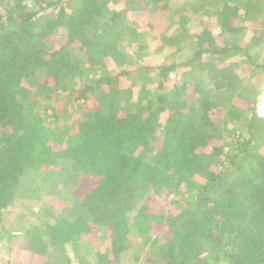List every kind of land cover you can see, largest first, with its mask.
Wrapping results in <instances>:
<instances>
[{
  "label": "trees",
  "instance_id": "obj_1",
  "mask_svg": "<svg viewBox=\"0 0 264 264\" xmlns=\"http://www.w3.org/2000/svg\"><path fill=\"white\" fill-rule=\"evenodd\" d=\"M261 79L264 0H0L11 264H264Z\"/></svg>",
  "mask_w": 264,
  "mask_h": 264
},
{
  "label": "rangeland",
  "instance_id": "obj_2",
  "mask_svg": "<svg viewBox=\"0 0 264 264\" xmlns=\"http://www.w3.org/2000/svg\"><path fill=\"white\" fill-rule=\"evenodd\" d=\"M196 23L197 22H194L193 24L189 25L191 27L190 32H193V31H195L197 29L198 26H197ZM213 32H214L215 35H218L220 33V29L218 27H216V28L213 29ZM247 37L249 38V33H248ZM169 54L170 53H168L167 55H169ZM187 54H189V51L184 52L179 57V59L184 60L185 56ZM162 57L163 56H161L160 58H162ZM172 77L175 78V75H172ZM256 87L258 88L259 91L262 89L260 94H258L259 95L258 99H261L262 93L264 91V79L258 80V83L256 84ZM234 127H235L234 124H229L228 125V130L232 131L234 129ZM41 184L42 183H39V185H41ZM55 193H56L55 188H52L51 193L50 194L48 193V195H45V197H42V199L39 200L38 203L36 201H33L30 204H28V206H23L22 205L21 207L22 208L23 207L32 208L31 211H33L35 213L40 209V206L44 205V204H46V205H56L57 207H60V201L61 200L58 197V195H56ZM72 193H74V191ZM72 193H71V195H72ZM70 197H72V196H70ZM45 202H48V203H45ZM18 221H19L18 223H15L12 218H11V220H9L7 218L5 220L3 226L5 227V229H11L12 231H14V230H18L21 226L33 223V221L29 219V216H26V218L20 216ZM14 223L16 224L15 226L13 225ZM1 233L2 232L0 231V264H7V261H9L10 264H11L13 262V259H14L13 258V253H12L11 250L17 247V245H14V241H15L17 236H14L15 238H8L6 235H3V234L1 235ZM17 238H19L18 240L20 241L21 237H17ZM18 240H16V241H18ZM93 244L94 243H92L91 240L88 239L87 243L85 242V246H82L81 248L79 247V245L76 246V248L79 249V251H80V252H76L77 253L76 257L79 258V259L82 258V259H80L81 260V264H96V260H97L96 253H98V250L100 248L99 247L96 248L94 246L95 244L94 245ZM102 249H104V248H102ZM16 250H17V248H16ZM94 250H95V253L93 252ZM51 251H49V253ZM90 251H92L93 253L92 252L90 253ZM57 254L59 255V253L55 252L54 255H55V258H57L58 261H54L53 263L54 264H61L62 263V256L60 258V256L58 257ZM71 254L73 255L74 258H76L74 252H71ZM51 256H53V255H51ZM83 258L85 259V261L83 260ZM38 263L47 264V258L45 256L39 257L38 258Z\"/></svg>",
  "mask_w": 264,
  "mask_h": 264
},
{
  "label": "built area",
  "instance_id": "obj_3",
  "mask_svg": "<svg viewBox=\"0 0 264 264\" xmlns=\"http://www.w3.org/2000/svg\"><path fill=\"white\" fill-rule=\"evenodd\" d=\"M257 112L259 117L264 119V91L262 93L261 99H259V102L257 104Z\"/></svg>",
  "mask_w": 264,
  "mask_h": 264
}]
</instances>
